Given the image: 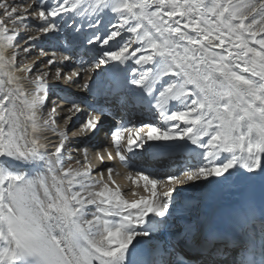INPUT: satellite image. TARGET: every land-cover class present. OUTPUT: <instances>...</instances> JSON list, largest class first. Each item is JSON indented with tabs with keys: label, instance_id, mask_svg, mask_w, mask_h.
<instances>
[{
	"label": "snow or ice",
	"instance_id": "1",
	"mask_svg": "<svg viewBox=\"0 0 264 264\" xmlns=\"http://www.w3.org/2000/svg\"><path fill=\"white\" fill-rule=\"evenodd\" d=\"M69 21L77 33L81 22L95 29L86 38L98 47L90 69L78 62L66 73L71 56L58 60L56 51L40 61L44 71L22 66L30 47L21 39L59 37ZM104 66L123 72L129 95L159 120H121L106 134L110 146L96 151L99 165L106 154L127 170L131 200L112 167L92 163L89 147L71 149L68 125L84 116L83 105L69 94L48 108L49 80L91 91L81 73ZM103 116L92 109L80 132L90 140ZM189 144L197 164L183 175L162 178L129 163L137 151L161 158ZM69 150L83 160H66ZM200 181L264 189V0H0V264H186L176 258L185 249L193 264H226L215 257L229 255L234 241L210 226L186 222L164 248L143 239L169 225L177 186ZM260 230L261 258H247L250 237L234 264H264V216Z\"/></svg>",
	"mask_w": 264,
	"mask_h": 264
},
{
	"label": "bare ground",
	"instance_id": "2",
	"mask_svg": "<svg viewBox=\"0 0 264 264\" xmlns=\"http://www.w3.org/2000/svg\"><path fill=\"white\" fill-rule=\"evenodd\" d=\"M16 1V0H15ZM13 1H11L12 3ZM8 3H10L8 1ZM110 17L104 18V24L106 22L108 23ZM107 25V24H106ZM85 31H90L85 24L84 27ZM70 33L68 35H65L62 33L59 37H42L39 40L38 43V51L36 53V56L39 57V61H42L44 58V55H42L41 49H43V46L46 43L47 39H51V42L53 40H58L57 43H55L51 49L48 50V52L56 51L57 52V59L59 60L60 57L63 55H70L71 59L69 61L64 62L62 67H64V71H73L74 68L78 66V62H82L84 64V67H88L90 65V62L92 60L88 59L90 56H92V50H89L87 53V56L83 61L80 59H75L74 54L79 52L81 48H84L83 50L87 51L88 48L91 45L85 46L86 38L92 35V31H90L85 38L78 36V34L72 29L69 31ZM35 34V33H33ZM22 36L26 37L27 33H22ZM50 37V38H49ZM83 41V43H81ZM63 46V47H62ZM49 55V54H48ZM97 54H95L96 56ZM51 56H47L46 60L50 59ZM79 58V57H78ZM86 60V61H85ZM37 63V62H36ZM39 63H37L38 65ZM30 65V64H29ZM42 65H39L40 68ZM129 69L132 67L131 64L128 65ZM54 75V74H53ZM113 80H115V83H123L124 80V73L123 72H112L108 71L106 76L101 77V79L95 80L96 84L91 89V91H84L85 94H91L95 93L99 95L98 87L100 84H108V88L112 87ZM67 86H65L66 88ZM73 88H78L77 86L73 85ZM125 91V98L128 100L125 110L131 112V118L125 116L126 114L122 112L121 110L114 109V99L116 96L113 94V92H110V94L106 97H100V100L98 101L97 105H92V102L85 101L82 98L78 96H73V99H76L77 103H80L85 108V114L84 116H81L79 119L73 120L68 125V134L74 133L76 135H80V129L77 128L79 124L82 123V121L87 116V113L92 111V109H100L103 111L104 116L102 117L104 123L102 125V130L98 132L95 136H93L89 140V135L87 137H81L78 142L71 140V149H79L82 147H89L90 152V159L92 160V163L96 165L97 167H106L110 166L114 169V178L116 179L117 184L121 186V188L128 192L132 190L130 183L126 181L125 176H120L121 172L123 174L127 175V170L119 165L118 162L108 161L107 156L105 154V162L104 165H99V162L96 161V151L99 150L102 146L103 147H109L110 146V140L107 137V131H109L112 128V124L109 122H105L106 120H111L113 116L114 119H112L114 122L118 123L121 120L128 123L131 122L132 124L139 125L141 122L147 123L151 121L152 123H159V120L157 118H154L153 115L149 117H134L133 115H136L138 111V107L134 105L133 101L136 100L135 97H131L128 92V86H126ZM68 90V88H66ZM111 90V89H110ZM54 96L51 98L52 100L55 98H58L57 105L60 106L59 102L63 103V97L61 95V90L54 91ZM63 92V91H62ZM70 94V93H69ZM68 97V96H66ZM49 102H48V108H49ZM62 106V104H61ZM128 106V107H127ZM122 113V114H120ZM61 115H65V113H61ZM60 123V122H59ZM61 126H59L60 129ZM65 127V126H64ZM63 127V128H64ZM49 137H51V133H48ZM55 141V138H53ZM47 143V142H46ZM191 145L189 144L188 147L178 150L177 152H173L170 154H167L161 158H155L150 153H144L143 157L140 158L138 156L137 159L134 158V154H128L129 155V163L133 164L135 167H143L148 171H152L156 173L157 175L161 176L162 178L169 173H174L176 175H183V173L193 168L197 162L195 161L196 155L195 153L192 154V156L188 157L187 153L190 151ZM48 150L52 151V144H47ZM193 150V149H192ZM68 152V151H67ZM71 154L78 155L80 154L82 156V153L79 151L69 150ZM66 160L69 158V156L66 155ZM138 155V154H135ZM177 155V156H176ZM83 158V156L81 157ZM180 159H183V162H180ZM195 161V162H194ZM143 162V164H141ZM167 169L166 171H164ZM116 173H119V175H115ZM107 175V174H105ZM187 186H189L187 188ZM180 194L176 196V201L179 203L176 207L170 209L171 216L169 217V225H161L160 228L154 232L150 237L143 238L149 245H155L157 248H164L168 247L171 243H173V236L172 233L174 232L175 228L185 224L186 222H191L196 225H202V226H210L213 228H219L220 223L219 222H225L227 224V227L223 231H219L221 234L226 236L230 241H234V244H236L235 235L233 234V230L231 229V223H228L227 220H221L220 218H223L222 215L233 205L235 204L241 194L247 190L255 191L257 189H260V185L248 183V182H242V181H235V182H229L225 184H214L209 183L207 181H200L196 183H189L187 185L183 186H177ZM197 192V194H196ZM197 195V196H194ZM131 195V194H130ZM129 196V195H128ZM137 198V197H134ZM130 199V198H129ZM194 208H198V211L193 210ZM233 245L230 244V247ZM185 252L187 253L186 257L194 256L192 254L193 252L189 251L188 249H185ZM221 252H223V248H221ZM237 249H233L229 255H218L215 258L226 261V264H234L235 260L237 259ZM153 255H156L153 253Z\"/></svg>",
	"mask_w": 264,
	"mask_h": 264
},
{
	"label": "rangeland",
	"instance_id": "3",
	"mask_svg": "<svg viewBox=\"0 0 264 264\" xmlns=\"http://www.w3.org/2000/svg\"><path fill=\"white\" fill-rule=\"evenodd\" d=\"M10 3H11V1H13V0H8ZM16 3H21L22 2V0H16L15 1ZM30 23H32V24H35L36 23V21L34 20V19H31L30 18ZM81 23H84V25L86 24L85 22H81ZM71 24H72V22L71 21H69L68 22V26L67 27H63V33L65 34V35H68L70 32V30L72 29V32H73V28L71 27ZM106 24H108L107 22H106ZM105 24V25H106ZM90 31H95V29H91ZM90 31H85V29L83 28V30L82 31H80V32H76L77 34H78V36H80V37H82L83 36V38H85L86 36H87V34L90 32ZM103 31H104V29L102 28L101 29V32L103 33ZM91 36V35H90ZM89 36V37H90ZM26 38V37H25ZM50 38V37H49ZM39 40L40 39H38V40H36V41H34V42H31V44L30 45H24V40L23 39H21V45H23V46H29L30 47V54L27 56V58H24V56H25V54H23V53H21V60H22V66H28L29 64L31 65L33 62H37V63H39L38 64V66L39 65H42L39 69L41 70V71H44V70H46V69H44V65L42 64V63H40V59H39V57L38 56H36V53H37V51H38V43H39ZM54 43H55V40H53V42H51V39H47L46 40V43H45V45L43 46V51H42V55H44V59L42 60V61H46V58H47V56H50V52H48V50L49 49H51L52 48V46L54 45ZM85 46H87L88 45V43H87V40L85 41V44H84ZM63 47V46H62ZM107 47V46H106ZM84 48H81L80 50H79V52L78 53H76V55L74 54V58L75 59H80L81 61H83L88 55H87V53L89 52V50H92L91 52H92V56H90V58H88V59H90V60H92L93 59V57L95 56V54H97V52H98V47H95V46H90L89 48H88V50L87 51H85V50H83ZM49 54V55H48ZM79 57V58H78ZM89 57V56H88ZM39 59V60H38ZM86 61V60H85ZM132 67H135V65H132ZM132 67H130V68H132ZM85 68V67H84ZM91 68V62H90V65L88 66V67H86L85 69H90ZM76 68H74V70H75ZM67 72H70V71H68V70H66V73ZM107 72H108V70H107V66H104V68H102V69H96L95 71H91V72H82L81 73V76H82V78L80 79V83L81 84H83L84 82H85V80H89L90 78V82L92 83V88L94 87V85L96 84V81L95 80H98V79H101V77H104V76H106V74H107ZM51 73H52V75L55 73V69L53 68V69H51ZM34 78V77H33ZM49 85L51 86V88H52V94H51V96H50V99H49V103L52 105V102H53V100L51 99L53 96H54V91H56V90H61V95L64 97H66V96H69V93L72 95V97L73 96H78V97H80V98H82L83 100H85V101H90V103L92 102V105H96L97 104V101H96V98H95V96H94V94L93 93H91V94H85V92L84 91H81L79 88H73L72 86L73 85H68L66 88H68V90H66V88H65V86L66 85H64V83L62 82V81H55V80H49ZM108 84H104V86H103V88H106V86H107ZM103 90H105V89H103ZM63 91V92H62ZM103 93L105 92V91H102ZM57 100H58V98H55V102L57 103ZM64 102V101H63ZM59 104H60V106H61V104H62V106H63V103H61V102H59ZM65 113V115H68V113L67 112H64ZM45 115H46V113H45ZM158 119V118H157ZM73 120H75V118H73ZM72 120V121H73ZM71 121V122H72ZM60 123H59V126H61L60 127V129H63V127L65 126V123H64V120H60L59 121ZM70 122V123H71ZM83 122V121H82ZM69 123V124H70ZM82 124V123H81ZM81 124H79L78 126H77V128L78 129H80V127H81ZM73 135H75L73 132L72 133H70V134H68V137L69 138H71V137H73ZM88 136V134L87 133H80V136ZM126 140V139H125ZM127 141V140H126ZM67 154L70 156V157H72L73 159H81V160H83V158H81V156H78V155H75V154H70V152L68 151L67 152ZM66 154V155H67ZM123 177V176H125V179H126V181H127V183L129 182L128 180H127V175H125V174H123V172H121V174H120V176L119 177ZM189 186H187V188H188ZM131 191L132 190H130V191H128L127 193H128V195H127V198L129 199V200H131V199H134V197L132 196V195H130L131 194ZM138 192H139V194H141V195H143L144 193L142 192V189L141 190H137ZM196 194H197V192H196ZM194 196H197V195H195L194 194ZM193 210H195V211H198V208H194ZM216 229V228H215Z\"/></svg>",
	"mask_w": 264,
	"mask_h": 264
}]
</instances>
